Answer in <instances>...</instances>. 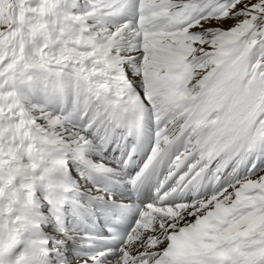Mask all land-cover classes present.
I'll list each match as a JSON object with an SVG mask.
<instances>
[{
    "label": "snow or ice",
    "instance_id": "obj_1",
    "mask_svg": "<svg viewBox=\"0 0 264 264\" xmlns=\"http://www.w3.org/2000/svg\"><path fill=\"white\" fill-rule=\"evenodd\" d=\"M0 264H264V0H0Z\"/></svg>",
    "mask_w": 264,
    "mask_h": 264
},
{
    "label": "rangeland",
    "instance_id": "obj_2",
    "mask_svg": "<svg viewBox=\"0 0 264 264\" xmlns=\"http://www.w3.org/2000/svg\"><path fill=\"white\" fill-rule=\"evenodd\" d=\"M228 23L230 24L231 22L229 21ZM225 27H227V25H225Z\"/></svg>",
    "mask_w": 264,
    "mask_h": 264
}]
</instances>
